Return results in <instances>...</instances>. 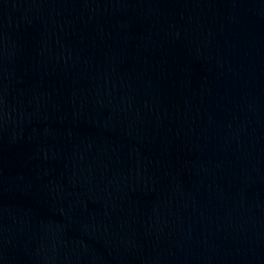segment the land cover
Returning <instances> with one entry per match:
<instances>
[{
    "label": "water",
    "instance_id": "95a60500",
    "mask_svg": "<svg viewBox=\"0 0 264 264\" xmlns=\"http://www.w3.org/2000/svg\"><path fill=\"white\" fill-rule=\"evenodd\" d=\"M0 264H264V0H0Z\"/></svg>",
    "mask_w": 264,
    "mask_h": 264
}]
</instances>
